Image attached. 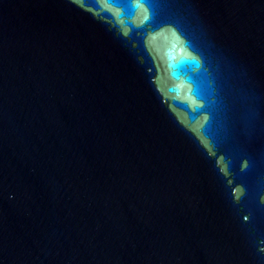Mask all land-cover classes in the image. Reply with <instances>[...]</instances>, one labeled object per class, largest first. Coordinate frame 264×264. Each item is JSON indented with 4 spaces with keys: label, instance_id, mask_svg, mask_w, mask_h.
<instances>
[{
    "label": "water",
    "instance_id": "water-1",
    "mask_svg": "<svg viewBox=\"0 0 264 264\" xmlns=\"http://www.w3.org/2000/svg\"><path fill=\"white\" fill-rule=\"evenodd\" d=\"M0 264H264V0H0Z\"/></svg>",
    "mask_w": 264,
    "mask_h": 264
}]
</instances>
